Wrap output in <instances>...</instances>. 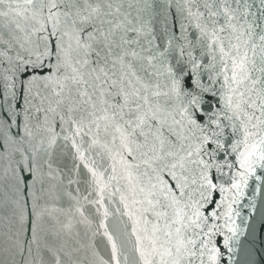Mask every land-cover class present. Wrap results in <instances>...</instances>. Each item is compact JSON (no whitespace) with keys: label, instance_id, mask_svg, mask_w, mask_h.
Masks as SVG:
<instances>
[{"label":"snow or ice","instance_id":"6c2138e0","mask_svg":"<svg viewBox=\"0 0 264 264\" xmlns=\"http://www.w3.org/2000/svg\"><path fill=\"white\" fill-rule=\"evenodd\" d=\"M0 264H264V0H0Z\"/></svg>","mask_w":264,"mask_h":264}]
</instances>
